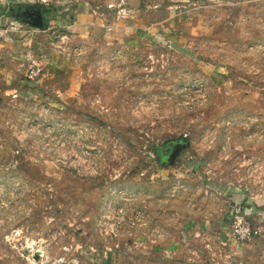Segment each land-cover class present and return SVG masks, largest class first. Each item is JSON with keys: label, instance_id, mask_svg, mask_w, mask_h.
Wrapping results in <instances>:
<instances>
[{"label": "rangeland", "instance_id": "rangeland-1", "mask_svg": "<svg viewBox=\"0 0 264 264\" xmlns=\"http://www.w3.org/2000/svg\"><path fill=\"white\" fill-rule=\"evenodd\" d=\"M37 249L264 262V0H0V264Z\"/></svg>", "mask_w": 264, "mask_h": 264}, {"label": "water", "instance_id": "water-1", "mask_svg": "<svg viewBox=\"0 0 264 264\" xmlns=\"http://www.w3.org/2000/svg\"><path fill=\"white\" fill-rule=\"evenodd\" d=\"M30 16L32 17V19H30V25H33L34 27H40V28H44L45 27V20H44V14H43V10L42 8L38 7L35 8L33 7L30 10ZM177 156L176 152H173L171 158H175ZM40 250H37L34 255L33 258L36 261H39L41 254H40Z\"/></svg>", "mask_w": 264, "mask_h": 264}, {"label": "built area", "instance_id": "built-area-1", "mask_svg": "<svg viewBox=\"0 0 264 264\" xmlns=\"http://www.w3.org/2000/svg\"><path fill=\"white\" fill-rule=\"evenodd\" d=\"M36 70H38V69H36V68L32 69V74H35ZM38 71H40V70H38ZM241 226H242L241 224H237L236 225V227H241ZM236 233H237L238 237H240V238L245 240V239H250L252 236L257 234L258 231L257 230H252L250 227H242L240 230L237 229ZM37 250H39V249H37ZM40 254H41L40 258H43L44 257V253L41 252ZM62 262H64V259L63 258H59V259H56V260H49V261H46V262H41L40 264H62Z\"/></svg>", "mask_w": 264, "mask_h": 264}, {"label": "flooded vegetation", "instance_id": "flooded-vegetation-1", "mask_svg": "<svg viewBox=\"0 0 264 264\" xmlns=\"http://www.w3.org/2000/svg\"><path fill=\"white\" fill-rule=\"evenodd\" d=\"M37 8V7H35ZM32 9V6L30 8H27V9H24L22 10L21 8L19 10H21L19 13V16L21 15L23 17V20H25L26 22H30V19H32V17L30 16V10ZM43 14H44V20H45V24H46V21H47V18H46V12L43 8Z\"/></svg>", "mask_w": 264, "mask_h": 264}, {"label": "crops", "instance_id": "crops-1", "mask_svg": "<svg viewBox=\"0 0 264 264\" xmlns=\"http://www.w3.org/2000/svg\"><path fill=\"white\" fill-rule=\"evenodd\" d=\"M34 255V254H33ZM41 258L39 259V261H37V264H40L41 263ZM36 261V260H35ZM262 264H264V262L262 263Z\"/></svg>", "mask_w": 264, "mask_h": 264}, {"label": "bare ground", "instance_id": "bare-ground-1", "mask_svg": "<svg viewBox=\"0 0 264 264\" xmlns=\"http://www.w3.org/2000/svg\"><path fill=\"white\" fill-rule=\"evenodd\" d=\"M33 242V241H32ZM35 244V243H34ZM28 246H30V244L28 245ZM36 247V246H35ZM40 248V247H39ZM34 250V249H33ZM40 252H41V250H40ZM34 254V253H33Z\"/></svg>", "mask_w": 264, "mask_h": 264}, {"label": "trees", "instance_id": "trees-1", "mask_svg": "<svg viewBox=\"0 0 264 264\" xmlns=\"http://www.w3.org/2000/svg\"><path fill=\"white\" fill-rule=\"evenodd\" d=\"M45 25H47V22H46V24Z\"/></svg>", "mask_w": 264, "mask_h": 264}]
</instances>
